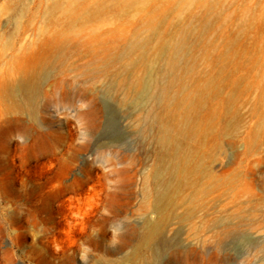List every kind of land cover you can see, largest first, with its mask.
Listing matches in <instances>:
<instances>
[{"label":"rangeland","instance_id":"1","mask_svg":"<svg viewBox=\"0 0 264 264\" xmlns=\"http://www.w3.org/2000/svg\"><path fill=\"white\" fill-rule=\"evenodd\" d=\"M169 1L168 12L154 16L158 35L147 44L150 62L138 89L126 90L122 79L135 72L119 59L134 34L145 37V17L112 11L87 26L115 56L109 66L92 65L82 47L68 52L62 67L42 71L32 103L15 89L27 105L22 114L0 97V264H264V136L253 138L262 90L250 89L229 107L228 86L208 84L213 44L242 30L246 45H264L257 20L264 0H223L209 14L200 7L177 13V0ZM48 4L0 0V35L29 29L23 40H31L40 25L32 18L44 17ZM161 6L164 0H153L148 8ZM231 71L246 72L237 52ZM184 95L193 106L183 125L167 102ZM177 165L194 179L212 171L228 183L201 198L191 218L179 207L157 223L151 204L158 181Z\"/></svg>","mask_w":264,"mask_h":264},{"label":"bare ground","instance_id":"2","mask_svg":"<svg viewBox=\"0 0 264 264\" xmlns=\"http://www.w3.org/2000/svg\"><path fill=\"white\" fill-rule=\"evenodd\" d=\"M152 1L49 0V4L45 7L44 17H31L33 23L37 19H40L38 31L31 34L34 35L31 40L27 42L23 40L29 29L24 30V32L15 31L9 35L1 34L0 53L6 54L4 56L1 55L3 64L0 67V97L6 100L7 110L18 114L25 112L27 105L22 100L17 99L15 89L18 87L24 89L26 92L25 98L32 103L39 88L42 71L55 66L62 67L68 52L86 47L92 56V65L96 67L102 65L100 69L109 66L115 59V56L107 45L102 42L100 35L93 31H88L87 26L92 21L112 11L119 12L120 14L137 11L145 17V37L141 38V35L134 34L130 41L126 43L125 53L119 59L128 71L135 72L130 78L122 79L126 90L141 87V72L150 62L147 44L151 37L158 35L154 16L157 13H167L172 3L169 0H164V6H161V8H148L149 3ZM222 1L177 0L176 2L173 1V3H177L175 8L177 13H180L186 7H200L205 14H209V12L212 13L217 10ZM243 16L244 12L241 18ZM222 20L225 26L233 23V19L229 13ZM257 20L264 23V5ZM18 25L17 23L16 26L18 27ZM242 26L244 27V25ZM121 33L120 31L116 32V34L124 37ZM241 35L242 30L238 35H228L221 44H213L216 58L208 84L220 79L228 86L229 90L225 95V104L229 107L232 106L236 98L246 95L250 89L256 87L262 90V97L256 107L257 123L253 134V138L258 139L264 136V83L261 78L262 74H264V45L258 50L254 47H249L242 41ZM184 43V36L179 35L176 47L182 48ZM168 49H170L169 42L165 43L161 48L164 52H167ZM235 52L240 57L241 67H244L245 73L239 72L234 75L231 71ZM134 53H137L135 58L132 57ZM169 64L174 65L173 57L169 59ZM248 72L256 76L254 82L248 80ZM196 89L204 91L205 85L198 84ZM162 93V96H166L165 89L162 90ZM192 106L193 102L188 95H184L180 99L173 98L172 102H167V109L170 112H172L171 109L173 107H177L176 113L172 112L174 114L173 118L183 125L185 124L184 116H186V113ZM183 125L181 126L182 130L184 129ZM167 126L169 125L165 124L163 128V141L171 139ZM19 129L24 133L29 131V129L22 126ZM197 130L199 132L204 130L203 122L197 125ZM199 169L200 167L197 170L195 169V172ZM226 183L228 182L215 175L212 171H208L203 178L194 179L191 177L190 170L186 165H177L171 177L158 181L161 189L158 188L151 204L152 212L157 214L156 222H163L168 218L166 215L167 211L175 210V208L179 207L184 208L183 217L191 218L195 212V208L200 204V199L208 195L215 187L223 186ZM183 187L185 188L183 189ZM182 190H188L189 192L181 195L180 192ZM150 235L151 233L149 232L147 236L149 237Z\"/></svg>","mask_w":264,"mask_h":264}]
</instances>
